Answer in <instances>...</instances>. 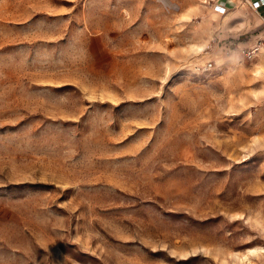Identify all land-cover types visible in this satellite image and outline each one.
Masks as SVG:
<instances>
[{
    "label": "rangeland",
    "instance_id": "rangeland-1",
    "mask_svg": "<svg viewBox=\"0 0 264 264\" xmlns=\"http://www.w3.org/2000/svg\"><path fill=\"white\" fill-rule=\"evenodd\" d=\"M0 264H264V15L0 0Z\"/></svg>",
    "mask_w": 264,
    "mask_h": 264
},
{
    "label": "built area",
    "instance_id": "built-area-1",
    "mask_svg": "<svg viewBox=\"0 0 264 264\" xmlns=\"http://www.w3.org/2000/svg\"><path fill=\"white\" fill-rule=\"evenodd\" d=\"M243 1H245V3L251 6L254 10H259V7L264 6V0H258L256 2H253L252 0H243Z\"/></svg>",
    "mask_w": 264,
    "mask_h": 264
},
{
    "label": "crops",
    "instance_id": "crops-1",
    "mask_svg": "<svg viewBox=\"0 0 264 264\" xmlns=\"http://www.w3.org/2000/svg\"><path fill=\"white\" fill-rule=\"evenodd\" d=\"M253 2H256V1H258V0H252ZM255 12H257L259 15L260 14H263L264 15V6H262V7H259V10H255Z\"/></svg>",
    "mask_w": 264,
    "mask_h": 264
}]
</instances>
